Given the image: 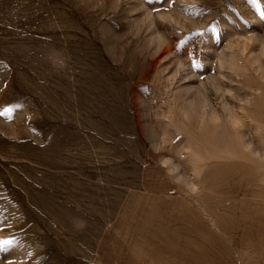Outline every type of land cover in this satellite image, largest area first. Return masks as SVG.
<instances>
[{"label":"rangeland","instance_id":"obj_1","mask_svg":"<svg viewBox=\"0 0 264 264\" xmlns=\"http://www.w3.org/2000/svg\"><path fill=\"white\" fill-rule=\"evenodd\" d=\"M0 264H264V0H0Z\"/></svg>","mask_w":264,"mask_h":264}]
</instances>
